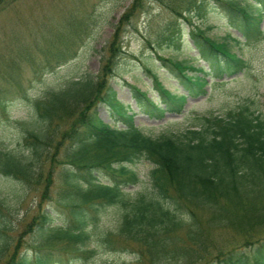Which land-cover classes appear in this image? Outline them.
Here are the masks:
<instances>
[{
  "label": "trees",
  "instance_id": "1",
  "mask_svg": "<svg viewBox=\"0 0 264 264\" xmlns=\"http://www.w3.org/2000/svg\"><path fill=\"white\" fill-rule=\"evenodd\" d=\"M138 1L115 26L105 70L111 69L120 55V35L139 7ZM255 1L257 14L221 0L229 24L246 39L263 34L264 0ZM190 34L192 48L204 64L194 67L184 60L168 59L187 93H174L155 77L163 99L156 102L147 92L130 85L138 106L150 117L168 110L182 112L190 95L207 93V76L236 75L247 66L227 42L216 41L203 30H190ZM106 78L102 84L90 76L74 79L67 87L34 100L43 128L28 132V153L0 148V175L28 186L43 180L45 197L58 155L63 152L67 164L59 193L71 217L68 224L52 226L51 212L38 205L25 225V233L33 232L36 237L29 255L22 250L23 239L13 237L16 223L12 204L0 196V264H52V247L56 244H62L61 250L75 259L95 253L90 245L98 223L97 206L116 203L122 204L123 211L116 230L103 233L102 242L107 247L114 248L120 242L148 263L166 264L167 259L176 258L174 254L168 256L173 232L184 229L192 242H205L198 215L207 213L211 215L209 225L245 236L241 246L219 252L211 262L264 264V234L259 232L264 227V119L243 106L227 116H199L197 127L153 136L135 124V114L128 113L110 86L106 88ZM98 100L110 104L121 117L122 127L99 117L94 110ZM63 120L66 124L61 129L59 121ZM140 159L154 165L150 171L153 188L133 196L127 189L140 179L128 164ZM102 173L110 175L108 183L99 178ZM178 212L188 214L190 221ZM183 253L182 259L189 256L187 251Z\"/></svg>",
  "mask_w": 264,
  "mask_h": 264
},
{
  "label": "rangeland",
  "instance_id": "2",
  "mask_svg": "<svg viewBox=\"0 0 264 264\" xmlns=\"http://www.w3.org/2000/svg\"><path fill=\"white\" fill-rule=\"evenodd\" d=\"M135 1L8 0L0 3V148L27 154L25 137L28 132L43 128L34 100L84 76L95 77L101 84L106 76V88L110 86L128 113L135 114V124L153 136L164 131L197 127L199 116H227L243 106L264 119V18L263 34L259 38L246 39L239 29L229 24L221 0H139V7L120 35V55L113 67L105 70L115 26ZM224 1L258 13L255 0ZM190 30H203L210 38L227 42L247 66L236 75L207 76V93L190 95L182 112L168 110L159 117H150L138 106L130 85L147 92L156 102L163 99L155 77L168 90L187 93L168 59L184 60L194 67L204 64L197 50L192 48ZM114 46L117 49V42ZM188 73L195 71L188 70ZM94 110L105 122L123 126L121 117L108 102L98 100ZM59 124L62 129L66 122L59 121ZM62 155L60 152L59 161L55 163L47 197L43 196V180L28 186L16 178L0 175V196L10 201L14 211L16 230L13 237L23 239L22 250L29 255H32L36 237L33 232L25 233V225L31 221L38 205L51 212L52 226L65 225L71 220L59 193L67 164ZM128 167L137 172L140 181L127 190L133 196L137 192H151L153 163L140 159ZM99 178L108 183L110 175L102 173ZM97 208L98 223L93 228L90 245L95 248V253L75 259L61 250L62 244H56L52 247V264H151L120 242L114 244V248L102 242L104 232L116 230L122 204L98 205ZM178 214L189 220L188 214ZM198 216L204 228L205 242H192L184 229L173 232L168 256L174 254L176 258L167 259L166 264H216L211 262L216 254L245 242V236L238 231L209 225L210 214ZM259 232L264 234V227ZM185 251L189 256L182 259L181 254ZM154 264L161 263L154 261Z\"/></svg>",
  "mask_w": 264,
  "mask_h": 264
}]
</instances>
